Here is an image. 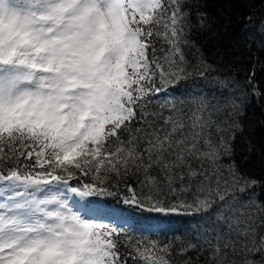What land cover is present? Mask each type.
<instances>
[{"label": "snow or ice", "instance_id": "6c2138e0", "mask_svg": "<svg viewBox=\"0 0 264 264\" xmlns=\"http://www.w3.org/2000/svg\"><path fill=\"white\" fill-rule=\"evenodd\" d=\"M221 26L207 0H0V264H264V87L198 47Z\"/></svg>", "mask_w": 264, "mask_h": 264}, {"label": "trees", "instance_id": "16d2710c", "mask_svg": "<svg viewBox=\"0 0 264 264\" xmlns=\"http://www.w3.org/2000/svg\"><path fill=\"white\" fill-rule=\"evenodd\" d=\"M250 2L259 5V0H228L227 3H225V0H207L210 15L213 17L224 15L225 26L214 27L208 32L196 34L194 39H196L198 47L209 56L222 52L226 46L231 45L232 47L228 50L237 53L231 57V61L235 65V69L238 70V79L242 80L244 78L247 69L250 67V63H257V75L254 82L264 87V72L259 70L260 64H264V47L261 46L262 38L257 35V43L247 48L244 47L243 43L246 33L240 23V18L249 11ZM260 11L264 12V6H260ZM251 31L249 29V32ZM249 118L253 121L264 119V110L260 109L258 105L253 104L249 109ZM255 139L259 148V143L264 139V130L257 127ZM260 162L261 154L258 151L256 155L250 158V163L259 168ZM186 219L190 218H172L162 226L165 228L180 227L181 222ZM141 223L145 222L141 221ZM148 223L160 224L159 221H150ZM170 238L171 236L169 235L168 239ZM163 239L164 237H161V240Z\"/></svg>", "mask_w": 264, "mask_h": 264}]
</instances>
